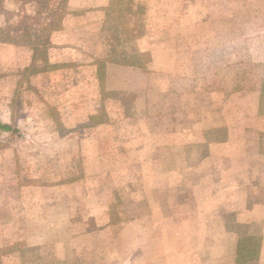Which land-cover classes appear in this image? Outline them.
Listing matches in <instances>:
<instances>
[{
	"label": "rangeland",
	"instance_id": "374dc122",
	"mask_svg": "<svg viewBox=\"0 0 264 264\" xmlns=\"http://www.w3.org/2000/svg\"><path fill=\"white\" fill-rule=\"evenodd\" d=\"M113 1L102 68L133 62L145 72L122 93L103 74L108 113L97 119L109 120L94 134L79 126L94 120L77 107V75L45 59V33L67 0H0V122L18 129L0 130V264H179L161 229V110L146 132L131 118L151 93L190 84L194 104L228 96L227 111L264 127V0ZM219 112L199 110L182 166L222 148L200 139Z\"/></svg>",
	"mask_w": 264,
	"mask_h": 264
},
{
	"label": "crops",
	"instance_id": "0c3cea01",
	"mask_svg": "<svg viewBox=\"0 0 264 264\" xmlns=\"http://www.w3.org/2000/svg\"><path fill=\"white\" fill-rule=\"evenodd\" d=\"M113 3V0H67V13L61 26L50 33L45 48L48 64L57 67L58 63H65L59 68L63 77L77 75L83 100L77 107L89 110L87 115L94 120L79 126H89L94 134L109 120L108 116L104 122L97 119L103 109L108 113L102 103L106 93L102 87L103 74H107V79L110 75L116 77L114 92L126 91L129 82L137 76L143 77L145 72L133 62L108 64L106 69L102 68L103 59L109 60L101 53L108 31L103 25ZM31 54L30 62L34 64V51ZM19 61H23L22 57ZM142 82L148 88L150 76H145ZM183 85L171 83L161 92L150 91L152 96L147 97L144 111L138 118H131L143 121L139 127H144L146 132L155 126L151 118L157 117L161 110V152L158 155L161 154L164 164L163 168L161 164L163 237L175 239L172 249H178L179 264H264V127L240 117L238 112L227 111L224 103L228 96L216 107L207 99L201 105L194 104L193 88L190 84ZM109 99L111 97L106 101L111 104ZM199 110L205 113L216 110L218 115L222 111L215 122L202 128L200 135L201 141H211L222 148L206 151L204 162L190 161L182 166L181 159L189 158L184 147L198 140V134L190 131L202 122ZM166 114L174 115L173 122L166 120ZM257 115L253 113L250 118L261 119ZM247 122L250 123L247 125ZM206 131L216 132L215 137Z\"/></svg>",
	"mask_w": 264,
	"mask_h": 264
},
{
	"label": "trees",
	"instance_id": "16d2710c",
	"mask_svg": "<svg viewBox=\"0 0 264 264\" xmlns=\"http://www.w3.org/2000/svg\"><path fill=\"white\" fill-rule=\"evenodd\" d=\"M64 1H66V0H64ZM65 13H66V11H65ZM64 16H65V14H64V15L61 14V16H59V17L57 18V21H55V20H50V23H52V22H53V23L50 24V28H49L48 32L45 33V39H44L45 42H44V45L49 41V39H50V33H51L53 30H56V29H58V28L61 26V21H62V18H63ZM47 23H48V21H45V24H47ZM44 45H41V46H44ZM38 48H39V46H37V45H34V46H33V49H34V55L37 53ZM45 48H46V47H45ZM34 57H36V55H35ZM0 130L11 131V132H17L18 129H15V128H14V125L11 124V123L0 122Z\"/></svg>",
	"mask_w": 264,
	"mask_h": 264
}]
</instances>
